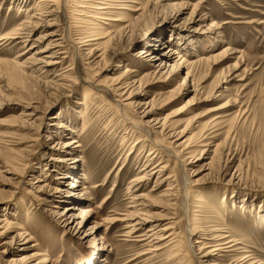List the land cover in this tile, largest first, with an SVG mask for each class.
I'll return each instance as SVG.
<instances>
[{
  "label": "rangeland",
  "instance_id": "1",
  "mask_svg": "<svg viewBox=\"0 0 264 264\" xmlns=\"http://www.w3.org/2000/svg\"><path fill=\"white\" fill-rule=\"evenodd\" d=\"M39 4L0 0V264H234L243 252L264 264V0H119V21L89 17L100 0H59L56 16ZM24 24L31 41L14 38ZM119 25L140 36L84 44ZM50 39L61 64L23 63ZM149 47L166 58L137 54ZM134 196L150 217L129 236ZM68 205L79 221L90 212L80 228ZM151 223L174 234L155 251L136 241ZM222 233L241 249L203 262Z\"/></svg>",
  "mask_w": 264,
  "mask_h": 264
},
{
  "label": "bare ground",
  "instance_id": "2",
  "mask_svg": "<svg viewBox=\"0 0 264 264\" xmlns=\"http://www.w3.org/2000/svg\"><path fill=\"white\" fill-rule=\"evenodd\" d=\"M58 1L59 0H40V4L38 6L39 10L37 13L39 15H43L45 14L44 12H46L47 14H49L50 16H56L55 13L58 12ZM119 2V0H100V4L99 6L97 7H94L96 10L94 12H92V14H89V17H93V18H97V15L99 14L100 17L102 19H109V20H113V21H119L121 20L120 18H114L111 19V15L114 11V9H119V8H124V7H121L119 5H117V3ZM121 2V1H120ZM79 7H84V8H87V6L85 5H81ZM81 12L85 15H88L87 12H85L84 10H81ZM35 27V25H34ZM21 30H23L21 32L22 36H18V37H14V38H22L23 41L27 42L28 40L31 41L32 38H31V35H32V32H33V27H30V25L28 24H24L22 27H21ZM116 30V29H115ZM112 33H115L114 35L116 36V34L118 33V38L119 39H124L126 37H130L131 40L133 41L136 37L140 36V33H136L134 32V29L133 28H129V25H126V26H122V25H119V29H117L116 31H108V30H104L102 33H97V34H93L92 36H96V37H90V38H87L84 42L85 45H90L91 43L88 42V41H94V40H98L101 36V34H104V37L112 34ZM103 37V38H104ZM45 38V37H44ZM59 39H50V41L48 42L47 46L45 48H41L39 50H36L35 53L29 57V59L25 62H23L24 64L25 63H32V65L40 62L43 64L44 67L46 66H51V65H56V64H61L64 60L65 57H62L61 54H63L64 52L63 51H59L58 49V46H61ZM32 45H33V42L30 44V46H28L29 50L32 49ZM27 49V48H26ZM27 52V51H26ZM42 52H46V56H38V55H42L41 53ZM174 52V51H173ZM21 54H24V52H22ZM38 54V55H37ZM139 56H143L144 58H147V60H155L156 58H158L159 60L162 58H166V56L164 57V54L160 53L159 51H157L156 49H154L153 47H149V48H142L140 49V52L137 53ZM174 54H178L179 58L177 62H175V66H173L174 68H176V70H179L181 66H184L182 65V63H184V61L182 60V55H179L180 53L178 51H175L173 53ZM101 56V54H100ZM143 58V60H144ZM182 60V61H181ZM144 62V61H143ZM190 63V62H189ZM21 65V64H20ZM23 65V64H22ZM161 66V65H160ZM24 67V66H23ZM129 71V69H127ZM132 72H128L124 78H126L125 80H128L130 79V75ZM188 74H190V72H188ZM189 76V75H187ZM132 78V77H131ZM188 79L186 78L183 83H186ZM137 80H133L131 82H133V84L136 82ZM130 82V81H129ZM141 83V82H140ZM132 83H128V85H130ZM132 84V85H133ZM47 86H49V88H51L52 90H58L60 89L61 87H63L62 84L60 83H57V81H53V80H50L49 82H47ZM135 86V85H134ZM137 88V87H136ZM62 89V88H61ZM95 89V88H94ZM99 89V88H98ZM135 89V88H134ZM89 92V91H88ZM88 95V93H87ZM130 98V97H129ZM198 101V95L196 94L195 92V95L190 98L188 100V102L179 107L176 111L175 114H182L184 113L185 111L188 110V106L191 105V104H194L195 102ZM121 106V104L118 105V107ZM188 107V108H187ZM228 107V104H225V105H221L219 107H217L216 109L217 110H223L225 108ZM120 108V107H119ZM147 107L144 108V110L142 111L143 112V117L144 116H149L150 114V109L147 110ZM29 114V113H28ZM27 115V114H26ZM31 115V114H30ZM230 113H225L223 116H217L214 120L220 118V117H226V116H229ZM162 122V124L160 125V128L164 129V128H169V125L166 123V119H163V120H160L159 122ZM220 123H217L218 125L221 124L222 121L219 120ZM158 123V121H157ZM135 125V124H134ZM216 123L213 125L215 126ZM59 126H61V123H59ZM139 126V125H138ZM140 127V126H139ZM141 128V127H140ZM143 128V127H142ZM143 130L145 132H147L146 134H148L149 138H151V131L150 129H147V127H144ZM157 141V140H156ZM153 142V141H152ZM74 144H77V141L76 140H73V141H68L66 142L64 145L65 146H68L67 148L68 149H71L70 148L72 145ZM156 144V143H155ZM159 144V145H158ZM157 145L160 147L163 145H161L160 143H158ZM78 145H76L75 147H77ZM165 147V146H164ZM188 148V147H187ZM165 149H168L170 150L171 152H175L174 150H172L170 147H165ZM185 150V149H184ZM154 153V156H157L156 152H152ZM52 160H61L59 159L58 157H52L51 158ZM57 166V165H56ZM159 165H155L153 166V170H154V173L158 172V170H160L159 168H157ZM163 168H165V165L164 166H161ZM161 168V169H163ZM55 171L56 168H53ZM142 170H146L145 168H143ZM148 174H152V173H149L148 171L145 172L144 175H142L139 179H136L134 181H136V184L137 183L139 184L140 182H142L143 180L147 179V176ZM167 178H170V176H168ZM134 183V182H133ZM46 185H41V189L45 188ZM132 186L129 187V190H132L131 189ZM83 189H87L86 188V185H83L82 187ZM144 196H134L133 199H134V203H135V210L130 212L127 217H130L131 220L128 221L126 227L129 228V231L128 234L129 236H133L134 234L140 232L141 230H143L146 226H147V222H148V218L150 217V214L148 215V211H144L145 210V207L147 206L148 203H146ZM81 201V200H80ZM79 201V202H80ZM138 203V204H136ZM72 206L71 205H68L67 206V209L68 210L66 212V214L64 215L65 218H64V221L66 223H70L69 225L71 226H74L76 225L77 228H80V224L83 223V220L85 217H87L89 215V211H84V210H81L82 211V219L81 221H79L77 218L78 216L74 215V213L71 212V209ZM78 209V208H77ZM5 219V218H4ZM74 223V224H73ZM95 227H93L92 229H94ZM172 227H162V228H159L158 227V224H153L151 223L148 227V229L146 230L145 233H143V235H140L142 237H139L138 239H136V241H144L146 243H149L151 245V247L153 248V250H157V248H162L160 247V242L164 241V240H167L168 238L172 237L174 234L173 232L167 234V232L169 230H171ZM145 230V229H144ZM192 232V231H191ZM228 232V231H227ZM223 234V233H222ZM139 235V234H138ZM214 242L213 244H203L204 246L202 247L203 249L205 248H209L208 251L206 253H204L201 257V260L203 258H206L205 261H210V256L216 252V251H222V252H238L241 247H240V241H237L236 239H231L230 236L228 234H219L217 235L216 237H214ZM173 239V238H172ZM29 240V239H28ZM27 240V241H28ZM240 240V239H239ZM26 241V242H27ZM196 242H201L199 240H197ZM211 242V241H210ZM243 243V242H242ZM168 244V243H167ZM29 248L28 246H25L23 249H27ZM151 249V248H150ZM248 251V250H247ZM244 254L241 255L240 257H238V259H236V263L234 264H263V262H260L259 259H257L256 257H254L253 255L251 254H247V252H243ZM48 259H50L49 257H46L45 260L42 261V263H45L46 261H48ZM203 261V260H202ZM204 262V261H203ZM207 263V262H206ZM202 264V263H201ZM204 264V263H203Z\"/></svg>",
  "mask_w": 264,
  "mask_h": 264
}]
</instances>
